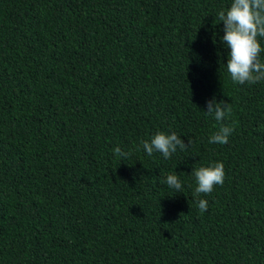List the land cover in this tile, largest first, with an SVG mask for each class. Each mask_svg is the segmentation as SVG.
<instances>
[{
  "label": "trees",
  "instance_id": "trees-1",
  "mask_svg": "<svg viewBox=\"0 0 264 264\" xmlns=\"http://www.w3.org/2000/svg\"><path fill=\"white\" fill-rule=\"evenodd\" d=\"M231 2L0 0V264H264V81L230 79ZM157 131L193 143L149 156Z\"/></svg>",
  "mask_w": 264,
  "mask_h": 264
},
{
  "label": "clouds",
  "instance_id": "clouds-1",
  "mask_svg": "<svg viewBox=\"0 0 264 264\" xmlns=\"http://www.w3.org/2000/svg\"><path fill=\"white\" fill-rule=\"evenodd\" d=\"M218 19L223 23L222 41L229 49L227 59V71L234 84L253 85L264 81V47L260 38H264V0H232L230 6L218 12ZM209 116L219 122L218 131L209 138V143L227 144L234 128L223 123L231 114L230 103L223 100L217 102L215 97L206 104ZM175 132L157 131L150 140L142 141L143 150L151 156L159 152L165 159H170L177 149L187 151L193 141L188 139L187 144ZM114 155L127 158L131 151H124L120 146L113 149ZM196 187L194 195L200 197L209 195L216 186H222L225 178L224 164L214 162L204 167L193 168L191 172ZM166 183L170 188L180 192L182 189L178 175L168 174ZM198 208L201 213L207 211L208 201L198 199Z\"/></svg>",
  "mask_w": 264,
  "mask_h": 264
}]
</instances>
